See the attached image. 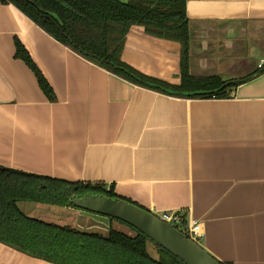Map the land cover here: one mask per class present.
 <instances>
[{
	"label": "crops",
	"instance_id": "obj_1",
	"mask_svg": "<svg viewBox=\"0 0 264 264\" xmlns=\"http://www.w3.org/2000/svg\"><path fill=\"white\" fill-rule=\"evenodd\" d=\"M187 16L193 75L252 76L229 97L188 98L133 83L0 0V165L114 185L156 214L200 221L199 242L223 263L264 264V0H187ZM17 40L53 100L16 56ZM181 51L180 41L133 25L122 59L180 84ZM18 206L33 218L107 232L103 217L73 206ZM0 264L58 263L0 241Z\"/></svg>",
	"mask_w": 264,
	"mask_h": 264
},
{
	"label": "trees",
	"instance_id": "obj_2",
	"mask_svg": "<svg viewBox=\"0 0 264 264\" xmlns=\"http://www.w3.org/2000/svg\"><path fill=\"white\" fill-rule=\"evenodd\" d=\"M2 2L16 5L48 33L87 59L144 87L188 98L229 97L237 85L252 77L225 80L217 74L196 76L191 73L187 0ZM133 25L143 26L149 34L181 42L180 84L145 74L122 59L126 37ZM16 56L34 70L40 87L53 100L55 92L51 84L19 40ZM88 192L122 197L116 193L114 185L70 182L0 165V241L58 264H185L133 226L135 234L114 227L107 232L83 229L30 217L18 206L22 200L74 206L71 198ZM151 243L156 250L154 253Z\"/></svg>",
	"mask_w": 264,
	"mask_h": 264
},
{
	"label": "water",
	"instance_id": "obj_3",
	"mask_svg": "<svg viewBox=\"0 0 264 264\" xmlns=\"http://www.w3.org/2000/svg\"><path fill=\"white\" fill-rule=\"evenodd\" d=\"M73 207L133 226L185 264H222L198 240L149 209L122 197L88 192L71 198ZM152 244V243H151Z\"/></svg>",
	"mask_w": 264,
	"mask_h": 264
},
{
	"label": "built area",
	"instance_id": "obj_4",
	"mask_svg": "<svg viewBox=\"0 0 264 264\" xmlns=\"http://www.w3.org/2000/svg\"><path fill=\"white\" fill-rule=\"evenodd\" d=\"M264 66V60L259 64V67ZM162 219L174 224L179 227L182 225V230L187 233L190 237L199 241L203 236L202 224L200 221L194 220L186 223L185 218L179 212L165 211L162 214H158ZM180 228V227H179Z\"/></svg>",
	"mask_w": 264,
	"mask_h": 264
},
{
	"label": "rangeland",
	"instance_id": "obj_5",
	"mask_svg": "<svg viewBox=\"0 0 264 264\" xmlns=\"http://www.w3.org/2000/svg\"><path fill=\"white\" fill-rule=\"evenodd\" d=\"M82 212H85V213H87V214H93V215H97V214H94V213H92V212H88V211H82ZM107 218H109V217H107ZM98 223V222H97ZM99 224V223H98ZM101 224V223H100ZM113 224H114V226L116 227V228H118V229H120V230H122V231H124V232H130V233H134V231H133V229L131 228V226L130 225H128V224H126V223H124V222H121V221H119V220H116V219H114L113 220ZM179 227L182 229L183 228V226L182 225H179ZM135 234V233H134Z\"/></svg>",
	"mask_w": 264,
	"mask_h": 264
},
{
	"label": "flooded vegetation",
	"instance_id": "obj_6",
	"mask_svg": "<svg viewBox=\"0 0 264 264\" xmlns=\"http://www.w3.org/2000/svg\"><path fill=\"white\" fill-rule=\"evenodd\" d=\"M84 211V210H83ZM93 216H95V215H93ZM96 216H101V217H103L102 219H100L101 221V223H103L104 224V226L105 227H107L106 229L107 230H109L111 227H114V228H116L115 226H114V224H113V220L114 219H111L110 217L109 218H107L106 216H102V215H96ZM118 229V228H117ZM103 232V231H102ZM130 233V232H129ZM130 234H133V233H130ZM154 247V246H153ZM153 250V253L156 251L155 250V247L152 249Z\"/></svg>",
	"mask_w": 264,
	"mask_h": 264
}]
</instances>
